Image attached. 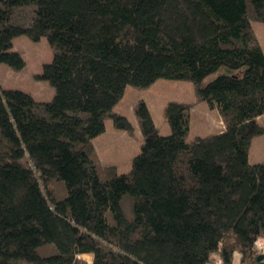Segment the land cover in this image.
Masks as SVG:
<instances>
[{
    "label": "trees",
    "instance_id": "1",
    "mask_svg": "<svg viewBox=\"0 0 264 264\" xmlns=\"http://www.w3.org/2000/svg\"><path fill=\"white\" fill-rule=\"evenodd\" d=\"M34 5L30 21H11ZM264 0H0V63L22 69L12 39L44 37L53 50L37 100L0 85V264H260L264 162L249 161L264 127V52L253 22ZM194 84L225 129L187 140L190 105L163 106L160 134L143 99V141L130 168L104 164L93 138L127 85ZM127 198V200H125ZM131 207L130 217L123 201Z\"/></svg>",
    "mask_w": 264,
    "mask_h": 264
},
{
    "label": "rangeland",
    "instance_id": "2",
    "mask_svg": "<svg viewBox=\"0 0 264 264\" xmlns=\"http://www.w3.org/2000/svg\"><path fill=\"white\" fill-rule=\"evenodd\" d=\"M33 9H34V5L32 4L25 5L18 10V12L13 16V19L23 23L30 21L31 16L33 15ZM254 22L255 23L258 22L259 24H262L260 21H254ZM256 26L257 25H255V27ZM255 27H253L254 30ZM13 40L15 47L17 48L16 51H19L23 56V58L27 59L28 67L27 68L23 67L22 70L21 69L16 70L12 68L13 70L11 74L5 72L4 70V74L6 76H3L5 82H3L4 84H2L3 85L2 87L24 89V84L25 85L30 84L31 89L34 92H40L42 96L47 97L46 99H50L54 93V88L48 82V80L46 79L38 80V78L35 77L36 73L34 72H36L37 69L38 71H40L41 66H39L38 63L36 67L35 65L32 64V62L35 61L36 59H38L40 63L43 61L44 62L49 61L53 55L52 48L49 46V44L47 43L44 37H42L40 41L39 40L34 41L28 38L26 35H17L13 38ZM0 64H5V63H0ZM0 74L2 75V70H0ZM157 82L160 83L163 82L164 84L161 85L159 83H156V85L154 86L145 87V88L127 85L126 91L124 92L120 104L124 103V106L121 109L122 111L125 112V116L128 118L130 116V114L128 113H130V111L132 110L130 108V104L135 99L134 94H137V92H143V94L148 99L149 108L151 109V113H152V118H154V121L156 125L159 127V129L163 131V128L165 126L169 127L163 115V104L170 99H177L183 97L187 98L192 96V92L195 91V87L194 84L188 80L160 78L157 79ZM48 88L51 89V94L49 96H46L48 94L47 91ZM190 109L191 107L189 108V111L191 113ZM105 121H106V127L104 131L98 134L97 136H95L96 138L95 137L94 138H95V143L98 149L100 150L101 154L103 156L104 155L108 156L111 155L110 150H112V147L114 145L116 146V150L119 151V147H118L119 139L114 138L112 131L110 130L113 128L111 127V124H113L112 118L106 117ZM214 124L215 123H212L211 125ZM128 132H127L128 137L126 136V141L131 153H133L134 155L140 150V146L143 141V136L138 135L135 132H129V133ZM193 138L194 136L191 134H187L186 136L187 140H191ZM108 143L110 144L109 148H108ZM249 151H250V155L248 157L250 162H264V132L262 134H256L251 136ZM129 159H130L129 157H126L125 163L126 162L129 163L130 161ZM122 161H124V159H122ZM125 200H127V198ZM125 200L123 201V209L126 215L130 217L131 207L130 205L128 207ZM259 237H263V236H259ZM238 256L241 262H243L244 264H250L247 259L243 260L241 253L237 251V253L234 255V258L238 260ZM85 262L86 264H92L91 257L86 256Z\"/></svg>",
    "mask_w": 264,
    "mask_h": 264
},
{
    "label": "crops",
    "instance_id": "3",
    "mask_svg": "<svg viewBox=\"0 0 264 264\" xmlns=\"http://www.w3.org/2000/svg\"><path fill=\"white\" fill-rule=\"evenodd\" d=\"M18 10L19 9H17V11H15L14 15L18 12ZM11 21L16 22L17 20H14L12 18ZM256 23L255 22L252 23L253 27H255V25H257L255 27L254 32H255L257 39H258V41H259V43L263 49V52H264V24L263 23L259 24L258 22H256ZM256 29H257V31H256ZM41 39H42V37L39 39V41ZM11 49L17 50V48L15 47L13 39H12V48ZM24 59H25V66L24 67L27 68L28 67V61L26 58H24ZM38 63H39V66L42 67V64L44 63V61L40 63L38 61V59H36L35 61L32 62V64L35 65L36 67H37ZM0 70H2V75L0 74V77H1L0 85L3 86L2 84H4L3 82H5L4 81L5 79H3V76H6L4 74V70H5V72L11 74L13 69L11 67H9L7 64H0ZM34 73L39 74V73H41V70L38 71V69H37V71ZM156 83H159L161 85L164 84L163 82L160 83V82H157V80H155L148 87L154 86V85H156ZM30 86H31L30 84H26V85L24 84V89L23 88H21V89L29 92L37 100H44V101L48 100V99H46L47 97L42 96V94L40 92H34ZM47 91H48V94L46 96H49L51 94V89L48 88ZM125 91H126V88H125L124 92ZM134 95H135V99L130 104V108L132 110L130 111V113H128V114H130V116L128 117L130 119L129 121L132 124V130L129 132H135L138 135H142L141 130H140L139 125H138V120H137L135 113H134L133 107H134L136 100H138V99H143L145 101V103L147 104L148 108H149V103H148L147 97L143 94V92H137V94H134ZM121 99L114 106L113 111L125 115V112L122 111V109H121L124 106V103L120 104L122 101ZM170 100L185 102V103H188L190 105L191 113H190V126H189L188 134H191L194 137L206 136V135H210L212 133L221 132L225 129V124H224L221 116L219 115V113L215 109H210L208 107V105L206 104V102L199 100L195 95V91L192 92V96H190V97H187V98L183 97V98L170 99ZM170 100H168V101H170ZM164 104H163V106H164ZM149 110L151 113L150 108H149ZM151 115H152V113H151ZM263 119H264V114H261L255 118V122L264 127V120ZM153 120H154V118H153ZM218 122H220V123H218ZM154 123H155V121H154ZM212 123H215V124L211 125ZM155 126H156L157 131L160 134H166L167 132H169L168 126H165L163 128V131H161V129H159V127L156 125V123H155ZM105 127H106V121H105ZM111 127H113L112 128L113 130L112 129H110V130L112 131L114 138L119 139V143H118L119 151L116 150V146L114 145L112 147V150H110L111 155H108V156L104 155L103 156L101 154L100 150L98 149L96 143H95L96 137L93 138V145H94L96 153H97V155H98V157L102 163H104L106 165H108V164L115 165L116 169L119 173L126 172L130 168V162H131V159L133 157L132 156L133 153H131V151L128 147L127 141H126V136H127L128 131L124 130V129H119V128L115 127L114 124H111ZM250 141H251V139H250ZM109 147H110V144L108 143V148ZM249 155H250V151H249ZM126 157L130 158L129 163L128 162L125 163ZM122 159H124V161H122ZM235 251L239 252V250H235Z\"/></svg>",
    "mask_w": 264,
    "mask_h": 264
},
{
    "label": "built area",
    "instance_id": "4",
    "mask_svg": "<svg viewBox=\"0 0 264 264\" xmlns=\"http://www.w3.org/2000/svg\"><path fill=\"white\" fill-rule=\"evenodd\" d=\"M263 238H264V236L263 237H258L255 240V247L258 250L259 254L260 253L264 254V240H263ZM236 253H237L236 251L233 252L232 259H231V261L229 263H225L219 257H216V258L206 262L205 264H244L243 262L240 261L239 256H238V260H236L234 258V255Z\"/></svg>",
    "mask_w": 264,
    "mask_h": 264
},
{
    "label": "water",
    "instance_id": "5",
    "mask_svg": "<svg viewBox=\"0 0 264 264\" xmlns=\"http://www.w3.org/2000/svg\"><path fill=\"white\" fill-rule=\"evenodd\" d=\"M258 259H259V263H260V264H264V254H261V253H260V254L258 255Z\"/></svg>",
    "mask_w": 264,
    "mask_h": 264
}]
</instances>
